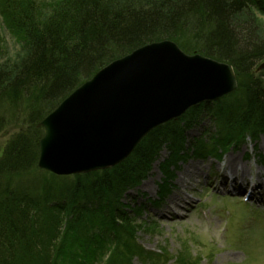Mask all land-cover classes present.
Returning a JSON list of instances; mask_svg holds the SVG:
<instances>
[{"label":"trees","instance_id":"16d2710c","mask_svg":"<svg viewBox=\"0 0 264 264\" xmlns=\"http://www.w3.org/2000/svg\"><path fill=\"white\" fill-rule=\"evenodd\" d=\"M165 39L230 64L236 89L152 129L110 168L39 169L38 123L109 62ZM263 59L264 0H0V134L10 131L0 153V264H166L164 250L139 244L137 232L155 226L123 198L163 147L156 207L181 160L221 158L264 135ZM204 114L215 130L186 150L184 133ZM185 249L173 264L194 260Z\"/></svg>","mask_w":264,"mask_h":264},{"label":"water","instance_id":"95a60500","mask_svg":"<svg viewBox=\"0 0 264 264\" xmlns=\"http://www.w3.org/2000/svg\"><path fill=\"white\" fill-rule=\"evenodd\" d=\"M236 87L226 62L168 39L147 43L103 66L38 123L37 166L55 175L110 168L152 129Z\"/></svg>","mask_w":264,"mask_h":264},{"label":"rangeland","instance_id":"374dc122","mask_svg":"<svg viewBox=\"0 0 264 264\" xmlns=\"http://www.w3.org/2000/svg\"><path fill=\"white\" fill-rule=\"evenodd\" d=\"M214 130V121L202 115L184 133L186 150L193 146L196 138L208 143V134ZM9 132L0 134V153ZM168 153L167 147H163L146 176L128 189L123 198V202L141 208L140 220L155 226L153 231L137 232L139 244L154 252L164 250L170 259L166 264H173L180 251L185 253V246L194 258L190 264H264L263 201L244 202L242 199L243 181L249 175L256 181L259 179L264 188V158L261 162L258 159L259 153L264 157V135L256 141L246 138L218 160L212 155L204 158L191 155L181 160L174 168L170 193L155 207L151 200L157 198L159 184L163 182L160 164ZM246 153H250L248 158H245ZM229 155L235 157L238 170L248 171L237 174V180L243 184L241 195L231 190L226 179V175H231L224 166ZM187 167H191V171L187 172ZM257 172L262 179H256ZM176 195L187 199L188 204L171 209L168 201ZM133 262L143 264L137 259Z\"/></svg>","mask_w":264,"mask_h":264},{"label":"bare ground","instance_id":"6f19581e","mask_svg":"<svg viewBox=\"0 0 264 264\" xmlns=\"http://www.w3.org/2000/svg\"><path fill=\"white\" fill-rule=\"evenodd\" d=\"M225 164H224V166H225V168L226 169H229L230 170V172H231V180L232 181H235L236 179H237V174H246V172H248V171H240V170H238V168H237V166H236V162H235V157L234 156H232V155H229L228 157H226V159H225V162H224ZM191 167H187L186 168V171L187 172H189V171H191V169H190ZM261 173H259V172H257V175H260ZM227 176V175H226ZM222 177H224V172H222ZM238 182H237V180L235 181V185L234 186H237V185H239L240 187H243V184H237ZM258 183H259V185H257L256 187L255 186H253L252 188H251V191H252V194H254V193H258V194H260L262 191H264V188L260 185L261 184V182H259L258 181ZM171 205H170V208L171 209H173V208H178V207H184L185 206V204H188V200L187 199H185V198H182L181 196H179V195H176V196H173V197H171L170 199H169V201H168ZM183 204V205H182Z\"/></svg>","mask_w":264,"mask_h":264}]
</instances>
